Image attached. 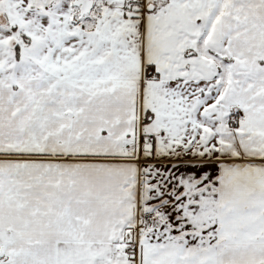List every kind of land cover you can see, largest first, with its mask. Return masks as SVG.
I'll list each match as a JSON object with an SVG mask.
<instances>
[{
  "label": "snow or ice",
  "instance_id": "1",
  "mask_svg": "<svg viewBox=\"0 0 264 264\" xmlns=\"http://www.w3.org/2000/svg\"><path fill=\"white\" fill-rule=\"evenodd\" d=\"M0 264H264V0H0Z\"/></svg>",
  "mask_w": 264,
  "mask_h": 264
}]
</instances>
